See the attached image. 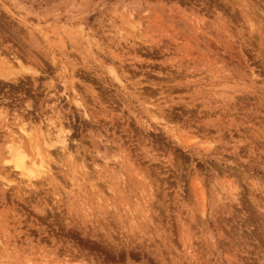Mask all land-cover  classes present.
<instances>
[{"label": "rangeland", "instance_id": "374dc122", "mask_svg": "<svg viewBox=\"0 0 264 264\" xmlns=\"http://www.w3.org/2000/svg\"><path fill=\"white\" fill-rule=\"evenodd\" d=\"M11 55L0 264H264V0H0ZM53 114L33 185L7 131Z\"/></svg>", "mask_w": 264, "mask_h": 264}, {"label": "bare ground", "instance_id": "6f19581e", "mask_svg": "<svg viewBox=\"0 0 264 264\" xmlns=\"http://www.w3.org/2000/svg\"><path fill=\"white\" fill-rule=\"evenodd\" d=\"M5 47H6V45H5ZM11 49V48H10ZM14 49V48H13ZM9 50V49H8ZM10 52V51H9ZM17 52V51H16ZM16 54V53H15ZM17 54H19V52L17 53ZM16 54V55H17ZM12 56H14V55H11V57L10 58H8L9 60H6V58H5V60H1L0 59V82H1V80H3V81H8L10 78H13V77H15V79L17 80V79H19V77H17L18 75L17 74H20L21 72H24L26 69L28 70V68H26L25 69V67L21 64V60H19L17 57H13V59L16 61V62H18V64L20 65L17 69H15L16 71H19V70H21V72H15L14 70H13V60H11V58H12ZM18 56V55H17ZM13 61V62H12ZM22 63H23V61H22ZM31 69V68H30ZM114 72V71H113ZM22 74V73H21ZM1 86H2V84H1ZM74 88V87H73ZM2 96V95H1ZM5 96V95H4ZM4 96H2L3 98H4ZM9 96V95H8ZM7 96V97H8ZM2 99V98H1ZM5 99L6 98H4L3 99V102L5 101ZM15 100H16V98H15ZM30 100V99H29ZM28 100V101H29ZM1 101V100H0ZM31 101V100H30ZM19 102V101H18ZM32 103H33V101H31ZM17 103V102H16ZM31 103V104H32ZM56 103V102H55ZM77 103H79V102H77ZM31 104H28V106L27 107H33ZM27 105V104H26ZM57 106V105H56ZM80 106V105H79ZM55 107V106H54ZM54 107H53V109H54ZM61 106H57V107H55V108H60ZM20 108V107H19ZM52 109V110H53ZM57 109V110H58ZM63 109V108H62ZM62 109L60 108L59 110H61L62 111ZM56 110V109H55ZM57 110L55 111V112H57ZM60 111V112H61ZM59 113V112H58ZM62 113V112H61ZM52 115V114H51ZM57 115V114H56ZM55 114H53V117L54 116H56ZM33 116V115H32ZM49 116V115H48ZM47 116V117H48ZM59 116L60 115H57L56 116V121L57 122H55V120L53 119V118H48L49 120H48V122L49 123H46L45 121H44V123H43V121L42 120H40L39 119V121L38 122H40V124L38 125V124H34L35 123V121H33L32 119H34V118H31V115L28 117V118H30L29 120L30 121H28V122H26L25 123V121H27L28 120V118H27V120H25L24 121V123H22V125H18V127L20 128V131L19 132H21V134L23 135V136H25L27 139V143H28V145L26 144L25 145V143H24V141L25 140H23V138L21 139V138H19V137H17V135H14V136H12L13 134H11L12 133V131H11V129H10V133H9V131H7L8 132V136H7V139L8 138H10V139H8L7 141L8 142H6V146L3 148L4 149V152L6 153L5 155H6V157H8V158H10L9 159V161H11L12 162V165H9V166H12L13 168H12V170L15 168L16 169V171H18L17 173H19L20 174V176L23 178V181H28V182H30V183H33V185H35L34 184V182L36 183V181H39V180H43V178H46V176H48V175H53L52 174V168H51V166H50V164H49V162H50V160H49V162H48V160L46 159V152L47 151H49L48 150V148L47 147H50V146H54V144L55 143H58L59 145H57V144H55V146L57 145V146H59V147H57V149L58 148H63L64 150H62V152H66V149L67 148H69V144L68 143H70L69 142V138H68V136H69V133H71L70 132V129H67L66 130V128H67V126H66V128H65V125H64V127H63V125L62 124H64L65 122H63L62 123V120H59ZM61 116H63V113H62V115ZM67 116V115H66ZM0 117L3 119L4 118V115L2 114V113H0ZM21 117V116H20ZM47 117H46V119H47ZM65 117V116H64ZM16 118H17V116H16ZM19 118V117H18ZM17 118V119H18ZM63 118V117H62ZM44 119V118H43ZM60 119H61V117H60ZM64 120L66 119V117L65 118H63ZM22 120V119H21ZM20 120V121H21ZM23 122V121H22ZM38 122H36V123H38ZM59 122V123H58ZM67 122V121H66ZM69 122V121H68ZM21 123V122H20ZM44 124L43 126H41V124ZM46 123V124H45ZM57 124H58V127H57ZM6 125V124H5ZM37 125H38V127H37ZM1 126V125H0ZM7 126V125H6ZM5 126V127H6ZM1 127H3V129H4V126H3V124H2V126ZM17 127V129L19 130V128ZM69 127V126H68ZM7 128V127H6ZM9 129V128H8ZM18 130H16V131H18ZM4 131L6 132V130L4 129ZM3 131V132H4ZM14 132V131H13ZM1 133V132H0ZM3 134V133H2ZM17 134V133H16ZM1 135V134H0ZM22 135H21V137H22ZM3 136V135H2ZM1 138V137H0ZM47 145V147H45L44 145ZM52 146V147H53ZM54 146V147H55ZM68 146V147H67ZM51 148V147H50ZM49 148V149H50ZM52 149V148H51ZM50 149V151H51V153H53L52 152V150ZM55 149V148H54ZM70 150H71V147L69 148ZM69 149H67V150H69ZM56 150V149H55ZM54 150V151H55ZM59 150V149H58ZM69 150V151H70ZM69 151H67L68 153H69ZM64 152V153H65ZM57 153V152H56ZM7 154L9 155V156H7ZM47 154H50V153H47ZM54 154V153H53ZM67 154V153H66ZM72 153H71V151H70V153H69V155H71ZM52 155V154H51ZM72 156V155H71ZM51 157V156H50ZM75 157V156H74ZM54 159H55V156H54ZM1 160H2V158H1ZM52 161V160H51ZM51 163V162H50ZM11 164V163H10ZM7 166V165H6ZM102 169V168H101ZM88 171V170H87ZM95 172V171H94ZM18 174V175H19ZM92 174V173H91ZM151 174V173H150ZM145 175V174H144ZM90 176V175H89ZM25 179V180H24ZM47 180V179H46ZM21 182V181H20ZM27 182V183H28ZM24 183V182H23ZM32 185V184H31ZM30 186V185H29Z\"/></svg>", "mask_w": 264, "mask_h": 264}]
</instances>
